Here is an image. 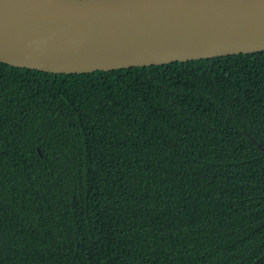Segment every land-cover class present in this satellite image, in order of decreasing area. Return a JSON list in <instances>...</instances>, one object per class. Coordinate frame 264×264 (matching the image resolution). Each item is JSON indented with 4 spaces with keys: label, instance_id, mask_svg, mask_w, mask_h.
Listing matches in <instances>:
<instances>
[{
    "label": "trees",
    "instance_id": "trees-1",
    "mask_svg": "<svg viewBox=\"0 0 264 264\" xmlns=\"http://www.w3.org/2000/svg\"><path fill=\"white\" fill-rule=\"evenodd\" d=\"M0 264H264V50L0 62Z\"/></svg>",
    "mask_w": 264,
    "mask_h": 264
},
{
    "label": "water",
    "instance_id": "water-1",
    "mask_svg": "<svg viewBox=\"0 0 264 264\" xmlns=\"http://www.w3.org/2000/svg\"><path fill=\"white\" fill-rule=\"evenodd\" d=\"M263 50L264 0H0V62L17 67L85 73Z\"/></svg>",
    "mask_w": 264,
    "mask_h": 264
}]
</instances>
